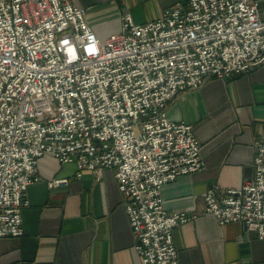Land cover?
I'll return each instance as SVG.
<instances>
[{"label": "built area", "instance_id": "built-area-1", "mask_svg": "<svg viewBox=\"0 0 264 264\" xmlns=\"http://www.w3.org/2000/svg\"><path fill=\"white\" fill-rule=\"evenodd\" d=\"M262 64L264 0L177 1L145 23L125 13L105 38L71 0H0V237L23 233L27 188L51 154L74 159L78 176L111 169L141 263L180 264L173 230L198 213L167 211L161 188L204 163L192 125L168 105ZM253 165L240 187L210 185L203 213L264 238V126Z\"/></svg>", "mask_w": 264, "mask_h": 264}, {"label": "crops", "instance_id": "crops-1", "mask_svg": "<svg viewBox=\"0 0 264 264\" xmlns=\"http://www.w3.org/2000/svg\"><path fill=\"white\" fill-rule=\"evenodd\" d=\"M71 1L105 38L121 29L125 13L145 23L186 0ZM167 112L192 125L204 163L161 188L167 211L198 213L173 230L179 263L264 264V238L239 221L220 224L203 213L210 185L240 187L254 177V141L264 126V64L232 78H210L177 95ZM77 172L74 159L61 162L51 154L39 159V178L28 186L22 209L23 233L0 237V264H142L113 171ZM52 178L69 183L50 187Z\"/></svg>", "mask_w": 264, "mask_h": 264}]
</instances>
